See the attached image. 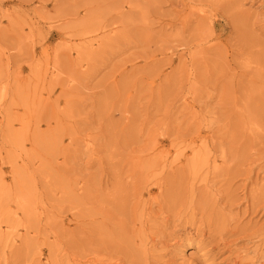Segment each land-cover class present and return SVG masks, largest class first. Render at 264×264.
Returning a JSON list of instances; mask_svg holds the SVG:
<instances>
[{
  "label": "rangeland",
  "instance_id": "1",
  "mask_svg": "<svg viewBox=\"0 0 264 264\" xmlns=\"http://www.w3.org/2000/svg\"><path fill=\"white\" fill-rule=\"evenodd\" d=\"M0 264H264V0H0Z\"/></svg>",
  "mask_w": 264,
  "mask_h": 264
}]
</instances>
